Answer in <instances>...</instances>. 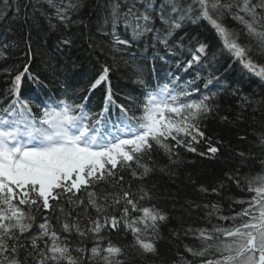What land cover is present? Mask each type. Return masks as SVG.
Returning <instances> with one entry per match:
<instances>
[{
  "label": "snow or ice",
  "instance_id": "snow-or-ice-1",
  "mask_svg": "<svg viewBox=\"0 0 264 264\" xmlns=\"http://www.w3.org/2000/svg\"><path fill=\"white\" fill-rule=\"evenodd\" d=\"M0 25L24 29L26 57L15 74L5 69L10 86L0 93V264L158 258L169 216L151 203L158 193L150 179L172 174L170 166L182 162L180 149L221 158L223 142L206 134L204 122L216 113L220 93L229 91L221 76L233 64L264 85V0H0ZM192 26L210 28L217 43ZM33 30L56 37V55L43 75L31 70L38 55ZM76 48L100 65L83 95L75 87L77 62L59 58ZM0 58H7L2 49ZM121 61L136 86L122 102L110 79ZM25 80L32 85L26 95ZM52 82L61 95L50 91ZM101 85L94 111L89 97ZM231 94L242 112L251 108L261 116L252 147L237 152L238 165L225 173L249 196L234 200L242 207L227 216L219 203L203 205L207 225L181 229L198 242L184 245L193 259L178 252L176 264H264V94L243 95L239 88ZM157 154L166 158L163 165ZM249 162L258 170L241 172ZM223 186L211 191L219 195ZM122 232L131 234L127 245L108 238ZM172 235L179 240L181 232Z\"/></svg>",
  "mask_w": 264,
  "mask_h": 264
},
{
  "label": "trees",
  "instance_id": "trees-1",
  "mask_svg": "<svg viewBox=\"0 0 264 264\" xmlns=\"http://www.w3.org/2000/svg\"><path fill=\"white\" fill-rule=\"evenodd\" d=\"M92 2L94 3V0ZM229 23L234 22L229 21ZM192 28L202 39L206 38L212 45L217 43L210 28L200 26H192ZM23 36L24 29L19 25H17L14 32H8L6 31V26L0 25V49L7 53V58H0V93H3L10 86V80L5 69L15 74L22 69L26 60L22 52L24 47ZM17 42L19 47H16ZM32 42L33 48L38 52V55L33 60L31 70L43 75L47 71L49 56L56 55L54 52L56 37L54 34L33 30ZM4 45H9L10 47L5 48ZM59 58H68L77 62L78 67L73 73L75 87L83 88L85 93L88 85L99 74V63L94 58L87 56L79 48L62 52L59 54ZM225 60L226 57L220 58L221 63ZM130 77L131 73L124 67L123 61H121L118 70L110 76L114 92L121 93L119 97L121 102L123 96L126 93H131L136 87ZM221 79L225 82V87L229 91L220 93L219 106L216 113L204 122L206 134L212 136L214 140L219 139L223 142L221 145V158L210 160L196 153L180 149L182 162L178 165L170 166L173 169L172 174L157 172L151 177L150 184L154 186L153 191L158 193L157 198L151 203L165 211L169 216V220L161 228L163 238L158 242L160 256L149 261H133L132 264H176L178 252L185 255L187 259L192 260L193 258L184 252V245L198 246V242L191 237L183 236L182 227H187L189 224L193 227L206 226L207 221L204 216L207 209L203 207L205 204L219 203L221 214L227 216L233 214V209L239 211L242 207V205L234 204V200L245 199L249 196V193L242 192L230 182L225 173L233 171L235 166L238 165L239 157L236 155L237 152L247 151L252 147L250 141L254 139V129L260 125L261 116L251 108L242 112L239 100L237 96L231 94V90L239 88L243 95L255 93L259 96L264 94V85L260 84L256 78L247 76L236 64H233L231 70L224 72ZM69 83H73V81L69 80ZM52 89L59 93L61 92L55 82L50 83V90ZM103 91L104 86L101 85L94 92V98L98 100L102 97ZM223 116H227L228 120H222L221 117ZM241 136H246L247 139L241 140ZM196 147L198 151L206 149L204 144L196 145ZM252 150L254 152L257 151L255 148ZM156 159L161 165L166 161V158L159 154L156 155ZM249 168L257 171L258 165L249 162L248 166L241 167V172H247ZM136 183L135 181L132 182L133 190H135ZM221 183L224 186L219 188V195L213 193L211 189L218 187ZM200 185L208 188L209 192L203 193L199 191ZM191 202H195L201 207H188ZM37 222H39V217H37ZM213 222L218 221L213 218ZM221 223H230V221ZM173 232H181L179 240L172 235ZM108 238L118 245H127L132 241L131 234L125 235L123 232L121 234H111ZM78 241L79 237H72L73 246H77ZM85 243L88 248H91L94 242L89 239ZM104 243H107V239Z\"/></svg>",
  "mask_w": 264,
  "mask_h": 264
},
{
  "label": "bare ground",
  "instance_id": "bare-ground-1",
  "mask_svg": "<svg viewBox=\"0 0 264 264\" xmlns=\"http://www.w3.org/2000/svg\"><path fill=\"white\" fill-rule=\"evenodd\" d=\"M25 82L28 83L26 80H25ZM31 88H32V85L29 84L28 87H27L26 89H27V91H29ZM27 93H28V92H27ZM126 94H127V93H126Z\"/></svg>",
  "mask_w": 264,
  "mask_h": 264
}]
</instances>
